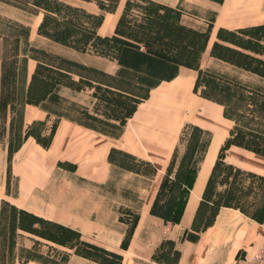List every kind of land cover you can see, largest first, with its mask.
<instances>
[{"label": "crops", "instance_id": "crops-1", "mask_svg": "<svg viewBox=\"0 0 264 264\" xmlns=\"http://www.w3.org/2000/svg\"><path fill=\"white\" fill-rule=\"evenodd\" d=\"M74 1L66 3L93 16L94 42L96 37L114 33L126 0H118L112 11L102 10L96 0ZM153 1L178 10L181 23L208 31L200 68L264 93V76L234 60L240 52L259 58H264V53L230 34L264 24V0ZM45 12L58 14V10H26L0 1V15L25 30L15 36L14 60L20 63L14 68V87L24 93L44 89L37 103H22L18 124L22 137L9 160L10 140L0 145V208L1 201L7 200L15 207L76 229L82 241L118 252L120 264L136 263L134 255L145 259L146 264H245L264 241V218L252 217L232 204H219L210 221L204 224L202 220L213 205L207 192L218 163L264 179V153L231 143L223 157H219L221 145L235 121L225 115L221 102L194 89L198 69L156 56L142 45L126 44L118 53L109 46L102 53L89 40L81 50L57 43L39 30ZM100 14L102 19L98 17L95 22L94 15ZM5 38L6 34L0 31V98ZM218 47L223 51L218 52ZM60 58L72 60L77 67L59 64ZM151 67L170 72L157 74L151 83L144 84L146 92L124 121L118 123V133L103 128L101 115L94 106V85L128 93L132 84L140 83L141 75L152 72ZM86 71L91 75H86ZM120 81L129 87L119 84ZM94 114L96 122L91 121ZM15 115V108L11 110L8 105V132ZM54 120L56 128L47 147L33 135L25 134L32 122H42L49 131ZM108 120L118 122L115 118ZM188 125L201 129L200 145L193 155L196 171L179 220L165 222L151 208ZM116 151L145 161L154 171L129 167L117 170L118 165L112 160ZM8 170L16 176L14 193L8 191ZM173 173L174 170L170 171L171 176ZM121 206L135 208L138 213L125 247L122 242L127 227L119 219ZM166 240L177 254L173 262L155 260L149 253V248L152 250ZM61 246L68 253L65 264L94 261L73 248ZM138 247L147 252L139 254ZM25 264L48 263L31 257Z\"/></svg>", "mask_w": 264, "mask_h": 264}, {"label": "rangeland", "instance_id": "rangeland-1", "mask_svg": "<svg viewBox=\"0 0 264 264\" xmlns=\"http://www.w3.org/2000/svg\"><path fill=\"white\" fill-rule=\"evenodd\" d=\"M0 1H4L12 5H15L14 3L22 5L28 4V2L25 0ZM46 1H48L49 4L54 3L51 0ZM58 1H61V3H57L56 1L55 3L57 5L56 8L58 9L59 13L56 16H53L51 14L52 16L50 15L51 17H48L42 25V30L45 33H49V37L53 39V41L63 45L75 46V44H77L80 46H86L89 40V44L94 43L95 49H97L98 51H107L108 48L106 46L110 42L109 39L103 40L101 39V37H96L94 39V42L91 41L93 16L80 7L71 6L67 4L68 2H76L74 0ZM108 1L109 0H104V2ZM23 9L30 10L28 8ZM133 12L137 14L138 11L136 8H134ZM131 18L138 19L135 14H131ZM0 31L6 34V38L4 39L3 45V54L5 56L4 68H6L7 72L4 84L3 101L5 104L7 103V101H10L15 96L16 114L12 125L11 123V126L9 125V132L7 131L6 123L7 106L6 109L3 110L0 114V145L3 144L6 139L11 140V143L15 145L20 141L22 137L21 132L18 129V124L20 109L23 101L26 98V93L22 92L21 88H13V71L17 64L20 63L17 62L18 60H14V54L16 50L15 36L17 34H24L25 30L23 29L22 25H17L11 19L0 15ZM257 32L259 31L252 29V32L249 33L255 34ZM238 37L237 39L242 40L241 35H238ZM72 40H74L75 42H73ZM261 40H252L250 43L248 41L246 42H248L252 47H254V49L264 52V42ZM90 47L92 46L89 45V48ZM75 48L79 50L82 49V47L78 46H75ZM222 51L223 48L218 47V52ZM46 57L47 56H44V58ZM236 58L237 57H234V59ZM246 61H248L250 65H255L261 69L264 68V63L259 64V62H257L253 58H246ZM58 62H61L59 64H63L66 66L77 67V64L72 60H63V58H60ZM53 63H55V61ZM150 70H152V72L144 73V75H141L139 77L140 83L132 84V88L126 94L117 92L116 94H111L109 96L105 94L103 89L99 90L100 96H98V98L95 100L94 106L95 108L97 107L96 110L101 115L99 121L103 128H108L112 132L118 133L120 130V125L118 123H122L125 115L130 109V106L133 105L134 102L146 92V87L144 86V84L151 83L157 76V74L170 72L169 70H161L154 67H151ZM97 73H99L98 75L102 79H104L101 72ZM212 73L215 74L214 72ZM85 74L88 76L91 75V73L87 71L85 72ZM215 76H217V74H215ZM15 81H17V76L15 77ZM119 84L129 87V84H126L124 81H120ZM201 88H203V86H199L198 91ZM43 91V87H39L38 89L34 88V90H31V92H29L27 96L32 98H38V96L43 93ZM117 91L121 90L117 89ZM206 91L210 93L213 91V94L216 97H222L228 101L227 109L230 113H234L237 117V119H235L236 128L239 130L241 138L247 141L248 143L254 144L255 146L264 150V99L262 100L260 97V95L264 96V93L260 92L259 90H253L254 93L251 94L248 92V90H244L240 91L244 95L239 100H236V98L231 96V94H228V96L232 97H230L231 99L228 100L226 90V93L218 88H215L213 90L206 89ZM249 95H252L253 99H251ZM2 117L3 121H1ZM109 118H115L118 122H110V120H108ZM97 119L98 118L96 114H94V117L91 119V121L96 122ZM33 128L38 131L37 133H40L42 135L41 137L43 139L48 138L49 131L43 128L41 123H35L33 125ZM184 132L185 135L182 137L178 145L173 164L170 168L171 171L175 170L178 165H184V163L188 161L192 153L190 151V148L192 146L191 141L199 131L191 126H186ZM112 160L118 165L117 170L120 167H129L144 172H148L151 170L150 165L145 161L138 160L122 151L113 152ZM15 181V174H12L9 171L8 191H10L11 193H14L16 190ZM170 187V181H167L163 188L159 190L156 202L152 210L153 214L158 215L157 213H159V210L163 207L165 200H167L168 198L179 201V198L181 196V189L174 188L173 190H171ZM207 196L210 197L212 201L216 203L220 201L222 203H229L240 207L242 211H245L252 217L260 219L264 218V179L259 175H252L240 170H232L229 164L219 162L217 170L208 185ZM3 201L4 200L1 201L3 213L1 215L0 264H23L25 260L31 257L41 259L42 261L48 264H65L68 253L67 251H65L63 246H61V244L53 242L52 240H48L41 236L17 228L15 222V209L13 208L14 206L10 204L9 201L8 203ZM215 208L216 206L213 204L207 209L206 214H204V218L202 217V221H204V224L209 219H211ZM136 212L137 210L132 207L121 206L120 208H118V213L120 214L119 219L126 223L127 228L134 223L136 219ZM23 223L27 225L31 224V220L28 217H23ZM34 225L40 226V229L45 230L46 232H55L58 236L67 240V242L69 243H73L75 240L74 233L58 232L59 230L50 223L36 222ZM149 239H151L152 241V238H150V236ZM171 247L172 246L170 245V242L166 240L164 241V243L162 242L156 245L152 250L149 248V253L151 257L155 260L160 259L167 262H173L175 259V250L172 251ZM77 249H79L81 252L87 253L88 255H90V257L93 258L94 261H92L90 264H102L99 261L109 262L111 264L118 263V253L111 251L109 254L108 251L99 248L91 243H87V245L84 244V242L79 243ZM137 250L139 254L140 252H147L146 249H143L141 247H138ZM134 257L136 258V263L134 264H142V261H145L144 264H146L147 262L145 259L138 255H134Z\"/></svg>", "mask_w": 264, "mask_h": 264}, {"label": "trees", "instance_id": "trees-1", "mask_svg": "<svg viewBox=\"0 0 264 264\" xmlns=\"http://www.w3.org/2000/svg\"><path fill=\"white\" fill-rule=\"evenodd\" d=\"M25 1L28 2L27 5H22V4H17V3H14V4L19 6V7H22V8H28L30 10L42 8L46 11H53V10H58L56 8L57 5H56L55 1L57 3H61V1H58V0H51L54 2L53 4L52 3L49 4V2L46 0H25ZM96 1L98 3L99 7L104 11L105 10L106 11H112L116 7L117 2H118V0H109L108 2H104V0H96ZM134 8L137 9V11H138L137 14L133 12ZM131 14H135L138 17V19L131 18ZM50 15H51L50 12H45L44 17L42 19V22L39 26L40 32H43L47 36H49V33H47V32L45 33L42 30V25L44 24L45 20L48 17L52 16V15L51 16ZM98 17L100 19H102V14L94 15L95 22L97 21ZM178 17H179L178 10L174 9L171 6H167V5L158 3V2L153 1V0H126L124 8H123L118 20H117L114 33L110 36L105 35V36H99V37H101V39H103V40L109 39L110 42L107 44L106 47L108 48L110 46L112 48H115L116 53H118V51L120 49H122V47L126 44H132V45H137V46L143 45L145 50H147L148 52H150L156 56H160V57H163V58L171 60V61H175V62L184 64V65H187V66H190L193 68H197L198 69V76H197L195 84H194V89L198 90L199 86H203V88H201L199 90V92L202 95H204L205 97H208V98H211L213 100L221 102L224 105L225 115L231 117L235 121L234 127L232 128L229 136L224 140L223 144L221 145L219 157H223L226 147L231 143L239 144V145L245 146L247 148H250V149L264 153L263 149L255 146L254 144H250L241 138L239 130L236 128V120L235 119H237V117L234 113H230L227 109V102L228 101L222 97H218V96L216 97L213 94V91L210 93V92H207L206 89L213 90L215 88L216 89L218 88L224 92L226 90V92H227V93L225 92L226 95L228 96V94H231V96L235 97L236 100H239L244 95L240 91L248 90V92L251 94L254 93V91L244 87L242 84H240L236 81H232L229 78H226V77H223L220 75L215 76V74H213L212 72L207 71V70H203L202 68H200V58H201L202 52H203L205 45H206V41L208 38V31L207 30H205V31L198 30V29L192 28L190 26H187V25L181 23L178 20ZM252 29L259 31V32L255 33V34L249 33V32H252ZM230 34H232V38H233V35H237V37H238V35H241L242 40L238 39V41L241 43H244V45L250 46V48L254 49V47H252L249 43L252 40L253 41L254 40L259 41V40L263 39V37H264V24L252 25V26L240 28L238 31H231ZM244 39H247V40H244ZM72 41L75 42L74 40H72ZM246 41H248L249 43ZM71 44H75V43H71ZM75 46L84 48L85 45L80 46V45L75 44ZM212 51L215 52V50H212ZM102 53H105V52L102 50ZM238 54L240 56L237 57L236 59H234L237 63L243 64V65H245V67H248L251 70H254V71H256L259 74L264 76V68L261 69L255 65H250V63L248 61H246V58H249V59L253 58L257 62H259V64H263L264 59L259 58V57L250 56L248 54H244L241 52ZM6 72H7V70H6V68H4V63H3V65H2V79H1L2 90H1V98H0V114L2 113L3 110L6 109V106H8V105H9L11 110H14V108H15V96L10 101H7V103H5V104L3 101ZM13 74H14L13 75V78H14L13 88H14V84H15V73H14V71H13ZM100 89H103L105 94L109 95V96L111 94L114 95L117 92H120L122 94H126L122 91H117V89H110L107 87H102L100 85H94L93 94L95 96H97V98H98V96H100V91H99ZM28 93L29 92L26 93V98L24 101L25 102H34V103H37L43 97L42 95L44 94V93H41L38 96V98H32V97L27 96ZM231 96H228V100L232 98ZM249 97L251 99H253L252 95H249ZM260 97L262 100L264 99V96L260 95ZM136 101L134 102L133 105L130 106V109H129L128 113L125 115L124 119L130 114L131 110L134 109ZM12 119H11V121H12ZM124 119H123V121H124ZM1 121H3V117L1 118ZM56 122H57V120L53 121L51 128L49 129V135H48L47 139H43L41 137L42 135L40 133H37L38 131L33 128V125L35 123H37V121L32 122L30 125H28L26 127L25 134L26 135H33L40 144L47 147L51 142L52 135H53L54 130L56 128ZM39 123L42 124V122H39ZM0 125H1V123H0ZM188 126H191L194 129H197L199 131L196 134V136L193 137V140L191 141L192 146L190 148V151L192 153H191L188 161H186L184 163V165H178L175 168L173 176H171L170 175V171H171L170 168H171V165L173 164V161H174V157H175V153H174V157L172 158L170 165L168 167V173L163 177V179L159 185V189L157 191L156 198H155L153 205H152V208H151V210H153L154 204H155L157 196H158V192L161 188H163V186L166 184L167 181H170V184H171L170 189L171 190H173L174 188L181 189V196L179 198V201H177L175 199H169L168 198L167 200H165V203H164L163 207L159 210V213H157L158 216L163 218L165 222H167V221L177 222L179 220L180 215H181L182 210H183V207H184V204H185L186 195L188 193L189 187L192 184L194 174L196 171V165H195L194 160H193V155L200 145L201 129L195 125H188ZM43 128H44V126H43ZM184 135H185V132L182 133V137ZM14 147H15V145H13L11 143V140H10L8 143V160L11 158ZM150 167H151V170L149 172L151 173L154 171V168L152 166H150ZM8 174H9V170H8ZM177 195H175V196H177ZM3 202L8 203L7 200H4ZM213 204L216 206L219 204H229V203H222L220 201L216 203L213 201ZM13 208L15 209V222H16L17 228L24 230V231H27V232H30V233H33L35 235L41 236V237L46 238L48 240H52L53 242H56L58 244L73 248L74 252L82 254L84 256H87V257L93 259L87 253L81 252L79 249H77L78 244L84 242V241H82V239L80 237L81 236L80 232L78 230L73 229V228L66 226L62 223H59L57 221H50V219L44 218V217L37 215V214H35L29 210H26L24 208H18L15 206ZM2 213H3V207L0 208V233H1V215H2ZM23 217H28L31 220V224L27 225V224L23 223ZM137 218H138V213L136 212V219H135L134 223L130 227L127 228L126 234H125L123 242H122V247H125V245L127 244L128 239L132 234V230H133L134 225L137 221ZM208 221H210V219ZM36 222L50 223L59 230L58 232H61V233L62 232H72L75 234V240L73 243H69V242H67V240L58 236L55 232H46L45 230L40 229V226H38V225L35 226L34 224ZM84 244L87 245L86 242H84ZM95 246H97V245H95ZM108 252L110 254L111 251H108ZM112 252H114V251H112ZM115 253H118V252H115ZM176 256H177V254L175 251V259H176ZM25 262H26V260L24 261L23 264H25ZM99 262H101L102 264H111L109 262H103V261H99ZM116 264H120V254H119L118 263H116Z\"/></svg>", "mask_w": 264, "mask_h": 264}, {"label": "built area", "instance_id": "built-area-1", "mask_svg": "<svg viewBox=\"0 0 264 264\" xmlns=\"http://www.w3.org/2000/svg\"><path fill=\"white\" fill-rule=\"evenodd\" d=\"M245 264H264V241Z\"/></svg>", "mask_w": 264, "mask_h": 264}]
</instances>
